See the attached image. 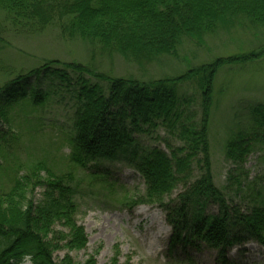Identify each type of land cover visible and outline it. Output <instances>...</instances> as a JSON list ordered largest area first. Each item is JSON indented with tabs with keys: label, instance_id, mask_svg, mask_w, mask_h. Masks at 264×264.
<instances>
[{
	"label": "trees",
	"instance_id": "16d2710c",
	"mask_svg": "<svg viewBox=\"0 0 264 264\" xmlns=\"http://www.w3.org/2000/svg\"><path fill=\"white\" fill-rule=\"evenodd\" d=\"M0 11L15 28L40 33L57 25L65 38L83 40L141 66L161 55H176L185 36L200 42L220 26L244 20L264 26V0H0ZM262 54L222 58L175 78L149 81L111 77L81 62L46 61L0 86V155L14 157L9 138L19 143L23 135L46 128L42 114L50 102L68 101V157L88 176L89 192L96 194L101 184L103 197L119 207L159 206L172 227L170 250L205 244L224 256L227 248L247 240L264 247V200L253 199L246 211L228 203L214 182L209 139L218 67ZM194 79L202 89L200 118L189 112L192 98L179 93L180 84ZM251 122L227 144V159L240 169L255 143H264V103L251 108ZM160 128L179 143L167 142L169 152L145 146L137 137ZM117 160L141 175L143 192L132 195L108 179L101 162ZM15 166L10 187H0V264H97L95 256L84 263H75L69 255L57 263L53 257L63 248L87 247L85 228L76 220L81 179L74 171L57 174L42 160ZM237 183L240 192L242 181ZM180 185L182 192L171 200ZM38 189H42L41 200H36ZM253 192L250 197H262L260 191ZM209 202L218 205V214L205 213ZM180 261L195 264L190 256ZM112 264H117L116 258Z\"/></svg>",
	"mask_w": 264,
	"mask_h": 264
},
{
	"label": "rangeland",
	"instance_id": "374dc122",
	"mask_svg": "<svg viewBox=\"0 0 264 264\" xmlns=\"http://www.w3.org/2000/svg\"><path fill=\"white\" fill-rule=\"evenodd\" d=\"M263 51L264 26L252 25L244 20L234 25L220 26L214 33L204 35L200 42L185 36L177 47L176 55H161L141 66L128 62L120 55L103 52L83 40L65 38L57 25H51L40 33L15 28L0 11V86L6 79L49 60L81 62L111 77L149 81L175 78L218 59ZM197 80L180 84L179 93L192 98L189 112H195L196 117L200 118L202 89ZM44 83L45 88L47 81ZM102 84L105 85L104 82ZM260 103H264V54L248 61L226 62L218 67L213 79L209 127L214 182L223 191L228 203L238 205L243 211L251 207L253 199L264 200V143H255L242 169L227 159L226 150L234 134L251 127V108ZM42 117L45 120L43 123H47L43 131L23 135L19 143L9 138L8 147L14 157L0 155V187H10L16 164L37 160L46 162L57 174L74 171L76 177L81 179L83 193L76 199L80 206L76 220L84 226L88 244L81 250L63 248L55 251L53 257L57 263L69 255L75 263H84L90 256H95L97 264H112L114 258L117 264H184L180 259L190 256L195 264H264V247L255 240L230 246L224 256L220 255L218 249L205 244L200 248L177 245L170 250L172 227L167 223L165 211L159 206L141 204L132 209L119 207L103 197L105 192L101 184L95 188L96 194L91 190L89 192L92 186L88 184V176L83 169H76L68 157V101L50 102L43 110ZM18 122L16 120L14 125L16 130L19 128ZM137 137L143 145L157 146L167 152V142L179 144L164 128ZM101 165L102 170L109 173L108 179L115 181L118 187L125 186L132 195L138 194L135 191H144L141 175L124 162L104 161ZM238 180L242 181L243 190L240 192L237 190ZM182 190L183 186L180 185L173 192L171 200L176 199ZM253 191H260L262 197H250ZM41 199L42 189H38L36 200ZM218 211V205L213 202L205 207L206 214H218ZM56 228L67 232L62 225ZM23 264L30 263L25 261Z\"/></svg>",
	"mask_w": 264,
	"mask_h": 264
}]
</instances>
